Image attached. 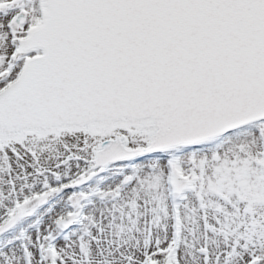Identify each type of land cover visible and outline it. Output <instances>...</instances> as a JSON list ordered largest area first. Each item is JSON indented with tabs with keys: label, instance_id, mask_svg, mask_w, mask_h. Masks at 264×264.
Returning a JSON list of instances; mask_svg holds the SVG:
<instances>
[{
	"label": "snow or ice",
	"instance_id": "obj_1",
	"mask_svg": "<svg viewBox=\"0 0 264 264\" xmlns=\"http://www.w3.org/2000/svg\"><path fill=\"white\" fill-rule=\"evenodd\" d=\"M0 264H264V0H0Z\"/></svg>",
	"mask_w": 264,
	"mask_h": 264
}]
</instances>
